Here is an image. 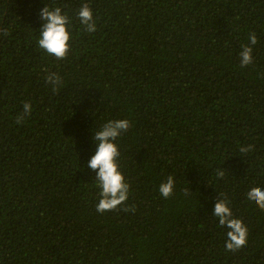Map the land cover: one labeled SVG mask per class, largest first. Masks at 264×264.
Wrapping results in <instances>:
<instances>
[{"label":"trees","instance_id":"trees-1","mask_svg":"<svg viewBox=\"0 0 264 264\" xmlns=\"http://www.w3.org/2000/svg\"><path fill=\"white\" fill-rule=\"evenodd\" d=\"M84 3L95 32L77 18ZM45 5L70 19L66 59L38 46ZM119 119L128 200L98 213L93 134ZM253 187L264 190V0H0V264H264ZM219 198L248 229L239 251L225 249Z\"/></svg>","mask_w":264,"mask_h":264},{"label":"clouds","instance_id":"clouds-1","mask_svg":"<svg viewBox=\"0 0 264 264\" xmlns=\"http://www.w3.org/2000/svg\"><path fill=\"white\" fill-rule=\"evenodd\" d=\"M43 23L40 28V37L38 39L39 48L43 49L48 55L54 56L57 60L66 59L70 51L71 34L68 31L70 19L67 14L62 12L60 7L50 9L47 5L39 13ZM77 18L84 26L87 32L96 31V21L93 18V11L89 4L84 3L77 12ZM7 35V30H4ZM249 45L242 46L239 53L240 67L244 68L252 64L253 48L251 45L257 43L255 33L249 35ZM47 73L46 83L52 86L53 92H58L62 86V78L55 72ZM32 113L31 102L23 104L22 112L17 114L16 123L22 124L23 121ZM130 128V121L127 119L109 120L102 125L101 129L93 134V140L97 147L95 154L88 161L87 167L96 171L95 180L100 189L99 202L96 205L98 213L120 210V207L126 204L130 185L125 181L123 173L120 171L119 157L121 155L118 145L115 143L122 133ZM254 148L249 144L247 147H240L242 153H248ZM217 178H223L224 170H217ZM174 179L172 176L167 178V182L159 186L160 195L167 199L174 191ZM188 195V190H185ZM247 199L254 202L257 207L264 211V190L260 187H253L247 192ZM229 201L219 198L215 204L213 215L218 218L219 225L226 227L227 239L225 243L226 251L236 252L247 244L248 229L242 220L234 218L230 209ZM124 211H135L134 207H124Z\"/></svg>","mask_w":264,"mask_h":264}]
</instances>
